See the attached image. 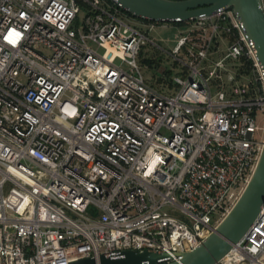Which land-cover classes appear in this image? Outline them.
<instances>
[{"label":"built area","instance_id":"2783aa9c","mask_svg":"<svg viewBox=\"0 0 264 264\" xmlns=\"http://www.w3.org/2000/svg\"><path fill=\"white\" fill-rule=\"evenodd\" d=\"M131 18L114 0H0V264L177 261L249 183L264 70L233 11L192 21L173 50L151 35L170 23ZM146 47L179 68L160 89L137 62ZM217 264H264V207Z\"/></svg>","mask_w":264,"mask_h":264},{"label":"water","instance_id":"95a60500","mask_svg":"<svg viewBox=\"0 0 264 264\" xmlns=\"http://www.w3.org/2000/svg\"><path fill=\"white\" fill-rule=\"evenodd\" d=\"M131 17L150 23L192 22L213 17L217 10L231 9L254 45L264 70V11L261 0H114ZM264 207V143L257 167L241 196L224 219L199 247L176 255L179 260L164 263L168 254L127 251L123 258L101 256L69 264H217L251 230Z\"/></svg>","mask_w":264,"mask_h":264},{"label":"rangeland","instance_id":"374dc122","mask_svg":"<svg viewBox=\"0 0 264 264\" xmlns=\"http://www.w3.org/2000/svg\"><path fill=\"white\" fill-rule=\"evenodd\" d=\"M80 17H83V13L80 15ZM138 19H132L134 23L138 22ZM190 31V27L187 25H173L167 27H161L160 25H156L155 29L152 30V37L153 39L164 49L166 50H173L176 46V43L181 36V34H187ZM228 41H221V46L218 52L214 53L211 57V60H216L219 55L222 53L227 52L228 48ZM94 49H97L95 45H91ZM98 52L100 54L103 53L102 49H98ZM148 56L149 61H152V67L147 62H144V58ZM146 60V58H145ZM137 62L139 66L141 67L142 74L144 77L150 81V83L157 89H160L159 81L157 78L162 74L164 70H169V75H177L179 72V68L175 66L174 60L171 57H168L163 52H155L154 49L151 47H146L144 49V52L140 58L137 59ZM118 64H120V61H117ZM237 63L233 64L234 66H231V73L236 74L239 71V66L236 65ZM126 70H128L127 66H123ZM228 77H224V80L227 81ZM249 76L246 77V80L248 81ZM213 95H216L218 93V90L213 87ZM260 124L264 126V119L262 116L259 117Z\"/></svg>","mask_w":264,"mask_h":264},{"label":"trees","instance_id":"16d2710c","mask_svg":"<svg viewBox=\"0 0 264 264\" xmlns=\"http://www.w3.org/2000/svg\"><path fill=\"white\" fill-rule=\"evenodd\" d=\"M176 1H183V0H176ZM147 22V21H146ZM191 22H181V23H170V24H173V25H189ZM144 62H147L150 66H152V61H149V60H143Z\"/></svg>","mask_w":264,"mask_h":264}]
</instances>
